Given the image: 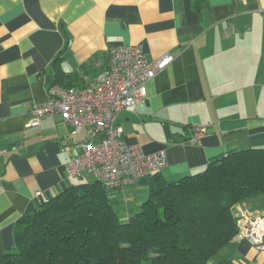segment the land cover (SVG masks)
I'll return each mask as SVG.
<instances>
[{
	"label": "crops",
	"instance_id": "1",
	"mask_svg": "<svg viewBox=\"0 0 264 264\" xmlns=\"http://www.w3.org/2000/svg\"><path fill=\"white\" fill-rule=\"evenodd\" d=\"M131 45L151 62L172 58L147 83L144 103L115 121L126 144L166 152L163 177L264 148V0H0V256L23 218L94 180L67 176L80 153L73 128L57 114L30 127L33 109L58 80L85 87L106 69L110 47ZM195 126L206 133L192 144ZM150 184L142 178L122 196L148 195ZM244 205L264 216V198ZM209 264H264V248L237 236Z\"/></svg>",
	"mask_w": 264,
	"mask_h": 264
},
{
	"label": "trees",
	"instance_id": "2",
	"mask_svg": "<svg viewBox=\"0 0 264 264\" xmlns=\"http://www.w3.org/2000/svg\"><path fill=\"white\" fill-rule=\"evenodd\" d=\"M110 192L93 180L48 200L23 218L0 264H209L238 236L232 206L264 198V148L229 151L178 181L156 172L128 221Z\"/></svg>",
	"mask_w": 264,
	"mask_h": 264
},
{
	"label": "built area",
	"instance_id": "3",
	"mask_svg": "<svg viewBox=\"0 0 264 264\" xmlns=\"http://www.w3.org/2000/svg\"><path fill=\"white\" fill-rule=\"evenodd\" d=\"M172 61L163 57L149 61L140 45L112 46L108 65L85 87L47 89V100L33 109L28 126L37 127L46 115H60L78 136L79 155L66 167L69 178L86 176L100 182L107 190H125L142 178L151 177L168 166L165 151L144 154L123 140V128L115 123L117 115L143 104L147 83ZM197 143L206 128L195 126ZM40 195V193H38ZM238 237L257 248H264V216L250 214L238 220Z\"/></svg>",
	"mask_w": 264,
	"mask_h": 264
},
{
	"label": "rangeland",
	"instance_id": "4",
	"mask_svg": "<svg viewBox=\"0 0 264 264\" xmlns=\"http://www.w3.org/2000/svg\"><path fill=\"white\" fill-rule=\"evenodd\" d=\"M92 179V177H88L85 179V181H88V179ZM84 179V178H83ZM80 179V180H83ZM123 190H119V193H111V197L114 198V208L115 211L118 213L122 221H128L131 214L135 212L138 205H140L146 198V194H140L135 196L134 192L132 191L131 195L128 196H122ZM139 194V193H138ZM244 202H237L232 206V210L235 213V215L238 217V220L241 218H244V216L248 215L249 213L245 211L244 209H247L246 205H244ZM24 224V223H23ZM22 224V227H23Z\"/></svg>",
	"mask_w": 264,
	"mask_h": 264
},
{
	"label": "water",
	"instance_id": "5",
	"mask_svg": "<svg viewBox=\"0 0 264 264\" xmlns=\"http://www.w3.org/2000/svg\"><path fill=\"white\" fill-rule=\"evenodd\" d=\"M165 131H166V133H167V137H168V139H169V137H170V131H169V128L166 127V128H165Z\"/></svg>",
	"mask_w": 264,
	"mask_h": 264
}]
</instances>
